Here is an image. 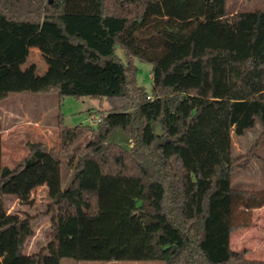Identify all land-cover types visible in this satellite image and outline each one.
<instances>
[{
  "label": "trees",
  "instance_id": "obj_1",
  "mask_svg": "<svg viewBox=\"0 0 264 264\" xmlns=\"http://www.w3.org/2000/svg\"><path fill=\"white\" fill-rule=\"evenodd\" d=\"M34 38L60 57L71 52L99 79L44 90L58 95L74 176L53 199L47 253L24 252L32 219L8 214L0 197V264H264L231 247L247 226L237 211L264 209V190L233 186L257 158L236 157L233 136L257 125L264 135V10L230 17L227 0H0V83ZM135 59L152 65L151 93L137 83ZM67 97L108 108L96 128H69L60 111ZM83 131L89 141L75 146ZM29 147L20 165L1 169L0 190L45 157L40 144Z\"/></svg>",
  "mask_w": 264,
  "mask_h": 264
},
{
  "label": "rangeland",
  "instance_id": "obj_2",
  "mask_svg": "<svg viewBox=\"0 0 264 264\" xmlns=\"http://www.w3.org/2000/svg\"><path fill=\"white\" fill-rule=\"evenodd\" d=\"M264 10V0H227V11L231 17L238 12ZM117 55L126 61L125 52L117 49ZM137 68L136 80L147 93H151L152 65L134 60ZM65 78H77L83 82L97 81L98 76L84 73L71 52L64 57L49 50L38 38L28 45L25 60L9 69L8 76L0 83V171L3 167L13 169L30 154V144H40L45 157L34 167L21 171L0 190L8 214L31 218L34 234L25 246L26 254L48 252L53 238V217L51 207L55 195L72 181L74 168L71 156L74 147L62 146V133L58 127V95L44 91L48 86ZM107 103L99 100L67 97L61 105L64 124L69 128L92 126L100 112L107 109ZM92 112V113H91ZM91 115L93 117L91 118ZM90 132L83 131L75 146L84 147L90 139ZM113 141L127 148L123 135L116 134ZM234 155H256L248 170L237 171L233 186L239 191L262 192L264 190V135L257 125L243 137L233 136ZM237 223L246 227L237 228L231 238V247L251 261H264V209L237 211ZM62 264H164L161 262L135 263H76L65 259Z\"/></svg>",
  "mask_w": 264,
  "mask_h": 264
},
{
  "label": "water",
  "instance_id": "obj_3",
  "mask_svg": "<svg viewBox=\"0 0 264 264\" xmlns=\"http://www.w3.org/2000/svg\"><path fill=\"white\" fill-rule=\"evenodd\" d=\"M155 133L157 136L159 137H162L165 135V131L162 130L161 128V125H158L156 128H155Z\"/></svg>",
  "mask_w": 264,
  "mask_h": 264
},
{
  "label": "built area",
  "instance_id": "obj_4",
  "mask_svg": "<svg viewBox=\"0 0 264 264\" xmlns=\"http://www.w3.org/2000/svg\"><path fill=\"white\" fill-rule=\"evenodd\" d=\"M100 121H101L100 118H96V119L93 120V122L96 123V124H98Z\"/></svg>",
  "mask_w": 264,
  "mask_h": 264
},
{
  "label": "crops",
  "instance_id": "obj_5",
  "mask_svg": "<svg viewBox=\"0 0 264 264\" xmlns=\"http://www.w3.org/2000/svg\"><path fill=\"white\" fill-rule=\"evenodd\" d=\"M82 263V262H81ZM83 263H98V262H83Z\"/></svg>",
  "mask_w": 264,
  "mask_h": 264
}]
</instances>
